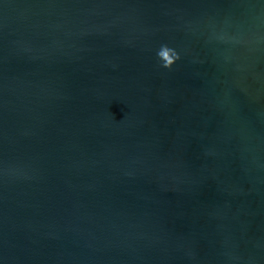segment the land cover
I'll return each instance as SVG.
<instances>
[{
  "label": "water",
  "instance_id": "water-1",
  "mask_svg": "<svg viewBox=\"0 0 264 264\" xmlns=\"http://www.w3.org/2000/svg\"><path fill=\"white\" fill-rule=\"evenodd\" d=\"M0 264H264V0H0Z\"/></svg>",
  "mask_w": 264,
  "mask_h": 264
},
{
  "label": "clouds",
  "instance_id": "clouds-1",
  "mask_svg": "<svg viewBox=\"0 0 264 264\" xmlns=\"http://www.w3.org/2000/svg\"><path fill=\"white\" fill-rule=\"evenodd\" d=\"M158 57L162 60L163 67L171 68L176 60L179 59V54L167 46H162L158 51Z\"/></svg>",
  "mask_w": 264,
  "mask_h": 264
}]
</instances>
